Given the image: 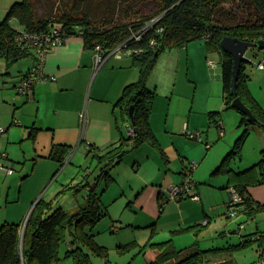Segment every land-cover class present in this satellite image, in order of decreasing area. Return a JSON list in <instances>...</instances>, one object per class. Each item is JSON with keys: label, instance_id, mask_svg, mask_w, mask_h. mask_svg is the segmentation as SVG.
Instances as JSON below:
<instances>
[{"label": "trees", "instance_id": "obj_1", "mask_svg": "<svg viewBox=\"0 0 264 264\" xmlns=\"http://www.w3.org/2000/svg\"><path fill=\"white\" fill-rule=\"evenodd\" d=\"M155 3L157 10L155 14L138 15L127 23L111 29L93 26L88 13L75 14L73 9L69 12H59L55 17H38L33 0L15 4L6 19L0 20V60H5L9 67L32 55L30 50L16 41L21 30L11 26L13 19L18 20L22 30L26 32H48L53 27L60 26L67 37H83L86 48L91 50L100 45L106 52H111L124 44L140 50L139 54L132 57L134 65L139 69L140 79L125 88L117 103L124 115L129 117L135 136L131 139L125 138L119 146L105 155H94L98 160L97 169L85 170L87 175L84 184L89 188L87 199L74 212L55 207L53 201L41 198L34 205L24 225L4 223L0 226V264H56L61 260L60 247L66 243L68 251L65 258H72L75 264H93L92 256L108 257V248L96 241L94 228L108 215V208L102 204V196L115 182L113 169L123 162L130 151L144 144H150L163 153L150 121L157 92L148 86V81L158 64L159 57L165 51L185 48L196 40H205L210 51H218L223 57L221 81L226 110L234 109L232 103L239 97L256 118L255 121H250L248 115L234 109L242 116L240 128L245 129L231 151L215 168L213 176L231 175L233 173L231 162L242 158L251 128L264 129V107L252 96L248 87L251 80L246 70L248 61L245 59L242 63L235 96L234 59L222 48L225 37L254 43L264 40V0H155ZM237 4L238 8L246 11L248 15L246 19L237 20L231 11L227 12V6ZM159 17L161 19L150 26V23ZM160 28L163 29L162 33H158ZM139 33L142 37L140 40H131ZM131 107H134L133 116L130 113ZM217 114L219 113H211V124L222 128V121L215 118ZM69 151L70 148L67 146H55L51 159L64 164ZM95 173L97 175L94 182H88V177ZM235 177L237 181L227 188L228 190L234 188L243 200L236 206L235 211L237 214H246L248 220L252 221L258 214L264 213V203L255 201L248 190L251 186L264 185V150L258 163L236 173ZM70 189L72 187L68 186L67 190ZM193 229L197 233L200 231L198 226ZM189 230L184 229L175 233ZM170 242L163 244L168 246ZM251 245L257 246L263 264L264 233H256V236L222 248L201 249L197 242L189 248L177 250L171 245L150 264H238L234 258L222 261H214L212 258L224 254L232 256L236 251ZM134 246V243H129L122 248L126 250Z\"/></svg>", "mask_w": 264, "mask_h": 264}, {"label": "crops", "instance_id": "obj_2", "mask_svg": "<svg viewBox=\"0 0 264 264\" xmlns=\"http://www.w3.org/2000/svg\"><path fill=\"white\" fill-rule=\"evenodd\" d=\"M181 49L184 50H181V52H173V55L166 62L167 66H163V76H160V74L162 75V71L158 69L156 71V76L150 77L148 81V85L151 89H153V85H156L153 90L157 92L150 121L153 132L154 130L158 131L157 129L161 122V125L167 129L166 132L171 129L174 133L189 137V129L194 128L198 130L196 128L200 126V122L202 127H210L211 113H219L215 118L223 122L222 112L214 111V108L208 105L204 113L201 112L203 117H198L195 116L197 112H194V107L184 109L180 107V104L174 105L172 101H174V97L176 96V88L180 80L179 74L181 76L186 66V70L188 71L187 79H189L188 82L190 84L196 83L197 86H200L202 83L214 84L216 80L212 73L214 67L208 64L210 60L208 57L211 53H217L221 56L222 54L218 51H210L207 44L205 46L194 43ZM25 60L26 61L21 64L19 63L21 61H19L12 67H9L6 61L0 62V66H2L3 69H7V72L4 74L10 76L8 78L9 80L5 83H14L13 88L15 89V93H9V95L3 98L4 107L0 108V127L7 129L6 133L8 134L4 137V147L9 153L4 151L0 152L7 154L9 163L12 157L19 159V161L11 160L15 165L21 164L22 166H24V162H22L24 157L28 160L31 158L30 160L33 161L34 164L44 161L49 162L52 160L51 156L55 146H67L70 148L64 163L70 162L72 158H76L80 153L86 157L92 156L94 158L95 154L105 155L113 148L119 146L125 138L129 137L128 127L131 125L130 119L128 116L124 115L122 108L117 106V103L121 99L125 88L131 84L137 83L140 79L139 69L134 65L132 57H112L100 70L96 71L94 50L86 48L83 37H68L63 45L58 46L49 54L45 65V74L48 80L36 86L33 101L29 100L18 91V86L22 78L35 65L36 56L32 54ZM192 66H196V68L200 67L205 76L203 81H198L193 78ZM259 70L262 71L264 69ZM218 76L219 75L216 77ZM219 77L221 81V76ZM183 82L187 84L186 79ZM174 86H176V88H174ZM189 88H191V86ZM159 92L167 95H161ZM169 98L171 99V103H168ZM221 98L223 105L221 104L222 106L220 109L236 112L234 109L226 110L223 99V88ZM198 110L199 108L197 111ZM83 113H86L88 119L85 126L81 121V115ZM236 113L239 114L238 112ZM218 115L221 116L218 117ZM168 121L171 122V125H169ZM220 129L224 130V125ZM154 134L157 138L156 132ZM1 138L3 137H0V139ZM170 138L172 139L171 144H165V142L157 138L163 151L162 153L158 149L161 153V158L169 165L163 178L158 184L152 179L151 185H147L144 189L139 188L136 192V197L129 198L130 201L128 205L137 210V212L141 211V214H144V216H141L140 219L133 223L142 224V222L139 221H145L142 224L144 226H139L141 224L138 226L126 224V227L148 228L152 226L155 227L156 230L158 227H162V229L170 231L172 235L173 232L190 229L189 232L187 231L186 236L191 238L190 241H192V238L194 239L195 242L193 245L198 242L201 249H211L208 245L207 248H202V243L204 244L206 240L205 235L208 233H210L209 237L211 238H213L216 233H219V231L214 228L218 226V223L214 221L215 218L213 215L215 211H218V209L220 210L221 206L215 210L213 207H209L206 203H203L202 197L199 202H195L191 198H184L180 201L169 200L168 193L164 190V185L171 186L183 183L186 180L188 169V166H185V160L188 159L186 154L183 156L181 151L178 150L175 137ZM23 143L27 144L23 146ZM207 144L208 143H206V145ZM233 146L234 144L232 145V142L229 141L226 146L221 149V156L224 158L227 153L231 151ZM141 147L132 151H137ZM261 149L263 151L264 146H262ZM129 153L126 155L123 162L128 158ZM188 155L190 154L188 153ZM94 159L96 160V158ZM180 160L182 162L181 164L184 166L182 171L179 172L181 166L179 163ZM221 162L218 163L217 166L220 165ZM56 163L59 165L58 162ZM136 163H139V160H137ZM256 163L258 162L254 161L253 164L251 163L249 166L237 171L231 166L233 171L232 174L234 175L235 172H243L253 167ZM118 166L112 171L115 181H117V178L114 174V170H117L119 168ZM49 169H51V172L54 171L53 173H57L55 172L57 168L53 166V164L51 167L49 166ZM91 170L93 169L91 168ZM174 173L178 175L183 174L185 177H172ZM30 175H22L21 180L27 179ZM85 175H87V172H85ZM96 175L97 173L90 175L87 181L93 183ZM226 175L230 178L227 183L223 184L222 188L227 190L230 197V192L227 188L233 185L235 181L232 179L231 175ZM12 176H14V174ZM79 177L80 176L76 173L72 178L67 180L70 182L67 186H78L74 194L78 195L80 193L83 198L80 201L78 196H75L74 207L71 206L73 207V211L77 209L79 205L85 203L89 192V188L85 187V184H83L85 176H83L82 180L81 178L79 179ZM79 180H81L80 183L75 182ZM199 184L193 190V195H201ZM260 186L261 187L254 189L249 187L248 190L255 201L264 203V185ZM6 194L8 195L9 192H6ZM40 195L41 194L34 196L32 200L26 204L25 209L26 213H28L25 217L26 220L24 219L21 222L4 220V223H22V225H24L34 205L43 198ZM54 195L53 193L47 201H53L55 207H61L59 206V202L55 200ZM39 196L41 198H38ZM226 209L227 211L224 215L229 219L228 204H226ZM239 214H242L246 218L244 223L241 222L244 217L240 220V228L237 232L238 234L240 233L238 236L240 241L243 240V231H248L251 226H256L253 228L256 229V232H252V236H256V233H264V213L258 214L252 221L248 220L246 214ZM207 220L209 223L206 225L205 222ZM250 223H253V225H248ZM167 224L169 226H167ZM196 226L199 227V233L193 229V227ZM121 228L116 226L113 232H118L120 236L123 232ZM204 228H206V232L201 233ZM226 233L225 231L220 234L226 236ZM181 234L183 233H176L171 236L176 237ZM166 239L168 240L170 238ZM188 243L190 242H187V244ZM175 245H177L176 242ZM154 254L155 258L156 253ZM212 259L214 261L221 260L219 256L213 257Z\"/></svg>", "mask_w": 264, "mask_h": 264}, {"label": "rangeland", "instance_id": "obj_3", "mask_svg": "<svg viewBox=\"0 0 264 264\" xmlns=\"http://www.w3.org/2000/svg\"><path fill=\"white\" fill-rule=\"evenodd\" d=\"M23 1L24 0H0V20L4 21L10 9L15 4ZM33 2L35 3L38 17H55L59 12H69L73 9L75 14L88 13L93 22V26L102 29H111L119 24L127 23L128 20L138 15H151L155 14L157 11L155 0H33ZM226 9L227 12L231 11L232 16L236 17L237 20H244L248 17L245 10L238 8V4L234 6L229 5ZM11 26L17 30L23 29L16 19L11 21ZM194 43L206 46L205 40H196L190 44ZM181 50L184 49H172L162 53L151 77L156 76V71L158 69L162 71V75L160 74V76H163V66H167L166 62L173 55V52H181ZM209 58L217 64L212 71L216 79L215 83H202L200 86H197L196 83L190 84L188 82L189 79H187L188 71L185 66V70L181 76L179 74L180 80L177 84V88L174 86V88H176V96L172 103L174 105L180 104V107L184 109L194 107V112H197L195 116L198 117H203L201 112L204 113V110L210 105L214 108V111L222 112L224 130L218 129L214 124H211L210 127H202L200 122V126L196 128L198 130L191 128L188 131L189 135L193 131V133H200V137L194 140L190 137L174 133L171 129L166 132L167 129H165L160 122L157 129L158 131L154 130V133L156 132L157 138L165 142V144H171L172 139L170 137H175L178 150L181 151L183 156L186 154L188 158L185 160V166L189 167L192 163L197 164V168L192 175V181L197 185L201 183L199 184L201 188V195L199 196L202 197L203 203H206L209 207H213L215 210L221 206L220 210L218 209V211H215L213 215L215 218L214 221L218 223V226L214 228H216L219 233H216L213 238L209 237L210 233L205 235L206 240L204 244L202 243V248H207L208 246L209 248H222L240 242L238 237L240 233L238 234L237 232L239 231L240 223H244L246 218L242 214H237V216L230 217L229 219L226 218L224 214L227 211L226 204L230 202V197L227 190L222 188V186L224 183L228 182L230 177L226 174L213 176L212 173L223 158L221 156V149H223L229 141L232 142V145L235 144L236 138L244 132L245 127L240 128L242 116L241 114H237V111H224V109H220L223 105L221 98L223 86L219 76H221L222 72L223 57L220 54L211 53L208 59ZM245 59L248 61L246 65L247 74L251 77L248 87L252 96L264 107V70L261 71L258 68V64L264 61V50L256 48L250 49ZM1 61L5 60H0V62ZM24 61L26 60L23 59L19 63L21 64ZM191 68L193 78L198 81H203L205 76L200 67L196 68V66H192ZM5 72H7V69H3L2 66H0V108L4 107L3 98L9 95V93H15V89L13 88L14 83H5L10 77L5 75ZM217 75L219 76L216 77ZM185 79L187 80V84L183 82ZM155 86L156 85H153L152 88L155 89ZM190 86L191 88H189ZM159 94L167 95L160 92ZM168 103H171L170 98L168 99ZM198 108L199 110L197 111ZM220 116L221 115H218V117ZM168 122L169 125H171V122ZM7 134L8 133L1 136L3 138L0 139V151L9 153L4 147V137L7 136ZM206 143H208V145H206ZM26 144L27 143H23V146ZM263 144L264 129L251 128L250 136L242 152V158L232 160L231 166L237 171L249 166L251 163L253 164L254 161L259 162L262 157L261 148L264 146ZM188 153L190 155H188ZM160 154V151L156 147L145 144L139 150L130 152L128 158L118 166L119 168L117 170H114L117 181L110 186L102 200L103 206L108 207V215L94 228L96 241L100 245L108 248L109 254L107 258L92 256L91 259L93 264H150L168 246L172 245L177 250H182L194 244V239L192 238V241H190L191 238L186 236L187 232L172 237L176 233L173 232L172 235L170 231L162 229V227H158L157 230L152 226L148 228L126 227V224L138 226L141 223L133 222H136L141 216H144V214H141V211L137 212V210L128 205L130 201L129 198H135L139 188L144 189L147 185H151L152 179L158 184L167 172L169 165L161 158ZM30 159L28 160L24 157L22 160L24 166L16 164L15 173L12 177H8L6 172L0 171V226L4 224V220H9L11 222H21L24 220L28 215L25 209L26 204L38 194H41L40 196L43 198L46 196L45 199L47 200L54 193L55 200L59 202V206L64 207V209L69 212H74L76 209L73 211L72 208L74 207L75 196H78L80 201L83 198L80 193L78 195L74 194L76 193L75 189L78 187L77 185L70 186L72 189L67 190V185L70 184L67 180L72 178L76 173L80 176L79 179L81 178L82 180L87 168L96 170L98 165L97 159L95 160L92 156L86 157L81 153L76 158H72L70 162L64 164L59 163V165L53 160L34 164ZM11 160L19 161L18 158L12 157L10 159L12 165L13 162ZM137 160H139V163H136ZM49 163H52L53 166L57 168L55 170V172H57L56 174L49 169V166L51 167L52 165ZM179 163H182L181 160ZM183 166L184 165L181 164L179 172L182 171ZM22 175L30 176L25 180H21ZM235 176L236 172L234 175H231L232 179L236 182ZM172 177L184 178L185 175L174 173ZM190 178L191 177L186 175L185 179L188 180ZM81 180L75 182L80 183ZM168 186L164 185L165 191L170 187ZM259 187L261 186H251L250 188L254 189ZM6 192H9V194L7 195ZM40 196L38 198H41ZM194 201L199 202L198 200ZM242 217H244V219L240 222ZM139 222L143 224L145 221ZM142 224L139 226H144ZM248 225H253V223ZM116 226L119 228L123 227L121 228L123 232L120 236L118 232H113ZM167 226L169 225L167 224ZM255 227L254 225L251 226L248 231L244 230L242 239L244 240L252 236V232H256V229H253ZM225 231L227 232L226 236L220 234ZM205 232L206 228L201 231V233ZM166 238L170 239L167 240ZM167 241H171L168 246L163 244ZM175 242L177 245H175ZM187 242L190 243L187 244ZM129 243H134L135 246L126 250L122 248V246H126ZM67 251L68 244L66 243L60 247L59 256L61 260L56 264H75L72 258H65ZM154 253H156L155 258ZM219 257L221 258L219 261L225 260L226 257V259L234 258L238 264H261L260 252H258L256 245H251L243 250L236 251L232 256L224 254Z\"/></svg>", "mask_w": 264, "mask_h": 264}, {"label": "built area", "instance_id": "obj_4", "mask_svg": "<svg viewBox=\"0 0 264 264\" xmlns=\"http://www.w3.org/2000/svg\"><path fill=\"white\" fill-rule=\"evenodd\" d=\"M161 19V17L155 19L150 23L155 24ZM163 29L160 28L158 33H162ZM68 37L65 36V32L60 26H55L50 29L48 32H26L21 30L18 35L16 41L23 46L25 49H28L36 56L35 65L26 73V75L22 78L18 91L25 95L29 100H34L35 88L37 85L46 82L48 79L45 74V65L49 54L56 49L58 46L63 45ZM142 37L139 34L134 35L131 40L137 39L140 40ZM155 45L154 42H152ZM95 53V70H100L107 61L112 57L124 58V57H133V55L139 54L140 50L129 47L124 44L122 46L117 47L111 52H106L102 46H97L94 49ZM208 64L211 67H215L217 64L212 60L208 61ZM259 69H264V61L258 64ZM87 115L83 113L81 115V121L85 126L87 124ZM129 139L135 136V130L130 125L129 127ZM7 129L0 128V137L5 134ZM200 133H191L189 135L190 138L197 140ZM131 141V140H130ZM132 144V141H131ZM197 168L196 163H192L191 166L188 167L187 176L191 177L188 180H185L183 183L178 185H172L168 188V198L171 201H180L184 198H191L193 200L201 201V197L198 194H192L193 190L196 188V183L192 181V175L195 169ZM0 171L6 172L8 176H12L15 173V164L13 165L8 162L7 154L0 152ZM230 192V204L229 206L228 216L234 217L237 216L235 208L238 204L242 203L243 200L238 194V192L232 188L229 190ZM207 220L205 224H208Z\"/></svg>", "mask_w": 264, "mask_h": 264}, {"label": "water", "instance_id": "obj_5", "mask_svg": "<svg viewBox=\"0 0 264 264\" xmlns=\"http://www.w3.org/2000/svg\"><path fill=\"white\" fill-rule=\"evenodd\" d=\"M222 48L226 53H229L234 59V73H233V94L237 96V84L242 69V63L245 60L246 54L250 49L256 48L264 50V40L256 43L246 42L239 38L225 37L222 41ZM232 107L242 114L248 115L250 121H255L256 118L252 111L245 105L241 98L237 97ZM131 116L134 113V107H131Z\"/></svg>", "mask_w": 264, "mask_h": 264}]
</instances>
